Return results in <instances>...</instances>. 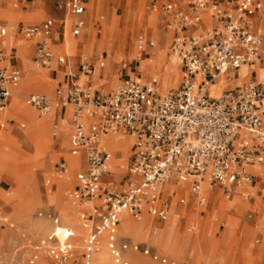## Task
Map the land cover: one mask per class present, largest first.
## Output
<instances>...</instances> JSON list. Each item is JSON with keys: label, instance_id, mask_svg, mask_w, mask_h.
<instances>
[{"label": "built area", "instance_id": "1", "mask_svg": "<svg viewBox=\"0 0 264 264\" xmlns=\"http://www.w3.org/2000/svg\"><path fill=\"white\" fill-rule=\"evenodd\" d=\"M184 1L183 6L171 0L150 6L152 11H158L163 29L171 33L168 55L177 60L181 74L175 89L160 96L154 79L141 83L125 78L106 92L87 84H69L56 88L52 99L37 94L26 98L39 115L51 109H70L72 135L68 152L74 157L83 155L84 170L76 175V185L68 197L90 204L88 213L79 215L81 222L91 225L86 250L95 252L99 235L105 234L114 264H127L122 259L126 245H115L114 228L120 214L127 213L138 220L145 212L164 221L166 212L158 203L157 191L170 178L192 176L189 191L199 207L206 202L205 196L199 194L202 181L209 187L221 188L224 199L230 198L233 189L258 181L257 196L264 201V0ZM83 2H55L75 18L70 29L74 37L84 28L79 18L84 11ZM204 15L209 24L201 31L193 30L203 24ZM17 32L26 39L37 40L32 58L35 65L49 68L53 63L64 62L50 49V43L58 36L52 20L21 26ZM5 33L6 29L0 26V38ZM153 46L147 42L148 48ZM259 63L263 66L260 79L245 81L236 91L206 97L207 86L227 69ZM78 71L89 72L85 57L81 58ZM196 76L199 87L193 84ZM20 77V72L9 67L7 57L0 53V113L7 106L10 88L19 83ZM110 134L131 140L127 161L117 165L118 171L126 174L123 181H103L111 176L112 155L104 143ZM253 165L261 167V172L249 171ZM58 168L61 174L66 173L63 163ZM38 216L57 223L50 213ZM192 229L193 226L189 228ZM70 236L68 232L55 245H51L56 241L54 235L46 238V251L53 264H75L66 243ZM130 249L152 262L175 264L146 248L134 245ZM34 259L24 264H33Z\"/></svg>", "mask_w": 264, "mask_h": 264}, {"label": "rangeland", "instance_id": "2", "mask_svg": "<svg viewBox=\"0 0 264 264\" xmlns=\"http://www.w3.org/2000/svg\"><path fill=\"white\" fill-rule=\"evenodd\" d=\"M56 1L33 0L32 4L26 5L21 0H0V26L7 30L0 46L17 49V63L22 71L21 81L13 90L16 95H11L3 113L5 124L0 129V217L4 219L0 223V264H24L32 257H35L33 264L54 263L46 251V238L52 235L53 225L38 216L44 213L54 214L59 222L60 234L51 245L61 243L68 232L72 235L67 243L74 248H71V259L75 264H114L107 249L100 255L103 245L106 247L104 237L95 252L86 250L90 227L81 222L78 215L89 205L68 197L73 186V171H76L75 157L66 154L68 129L66 143L61 135V147L52 138L59 134L60 123L58 120L57 125L52 126L53 110L39 115L23 103V96L34 91L52 94L56 83L50 90L46 72L54 67L45 68L30 63L31 50L27 51V60L24 55L27 43L20 39V35L14 36V29L53 17ZM153 3L154 0H89L85 30L75 40L65 37L62 44L67 54L74 50V74L78 71V62L85 57L92 74L89 78L91 88L108 91L125 78H136L146 83L155 79L160 96L175 88L181 76L177 60L173 64L175 75L159 76L157 72L159 62L155 53L165 52L167 57L170 56L157 44L162 28L158 11L150 8ZM23 6L25 8L21 9ZM124 39L129 45L120 51L118 46ZM145 40L155 44L147 59L142 58ZM4 52L6 55L8 50ZM245 70L241 69L239 78L227 85L238 83ZM215 85L214 96L226 87L224 82ZM20 125L23 127L20 128ZM111 140L130 143V138L122 135H114L109 138ZM111 148L113 154L122 156H116L121 158L120 161L113 156V164H125L129 146ZM61 160L73 169L69 181L62 178L59 172ZM187 187L183 192L172 191L171 194H165L161 189L164 195L161 201H165L167 208L164 221L147 215L138 220L130 217L125 224L119 221L115 245L118 248L126 245V250L122 252L123 261L127 264H158L130 249L136 245L175 264H264V226L251 222L264 206L255 191L248 192L247 207L245 194L248 188L245 187L235 190L241 194L234 193L229 200L221 198L220 193H212V201L219 195L217 201H208L205 208H200L188 199ZM180 199H183L182 204L178 203ZM199 211L202 212L200 217ZM191 226L193 229L190 231ZM40 242H44L43 246H39ZM40 256L43 258L38 261Z\"/></svg>", "mask_w": 264, "mask_h": 264}, {"label": "crops", "instance_id": "3", "mask_svg": "<svg viewBox=\"0 0 264 264\" xmlns=\"http://www.w3.org/2000/svg\"><path fill=\"white\" fill-rule=\"evenodd\" d=\"M32 1L33 0H28V1H23L21 0V3L23 4H32ZM155 3H160L161 0H154ZM171 2H173L174 4H176L177 6H183L185 1L184 0H171ZM1 3V2H0ZM89 4V0H84L83 2V6H84V11H83V14L79 17L83 22H84V28L86 26V21H87V18H88V15H87V6ZM25 5V6H26ZM87 5V6H86ZM25 7L23 6L21 9H24ZM46 19H50L52 20L55 28L57 29L58 31V36L55 38L54 41H52L50 43V49L53 53L54 56H62L64 58V62L62 64H56V63H53L51 66H53L54 68L52 69H48L46 74L48 76V78L50 79V82L48 83V85L50 86V90H51V87H52V84L56 83V86L54 88V90L56 88H59V87H65L69 84H76L78 85V80H79V77L80 75H82L83 77H85V80L83 81L82 85L84 84H87L89 85L90 84V80L89 78L91 77V72L89 70V72L87 74H80L79 71L76 72V74H74V57H75V54H74V50L72 52H70L69 54H67V52L62 48V44L64 42V39L65 37L67 38H71L72 40H75V37L71 35V32H70V29H71V22L75 19L74 17L70 16L69 14H67V12L65 11V8H63L62 6H56L55 7V14L53 17H48V18H44L43 20H41L39 23L37 24H31V25H38L40 24L41 22H43L44 20ZM161 20V18H160ZM207 24H209V18L204 15L203 16V24H200L198 25L196 28H193V30L195 29V31H201L203 30ZM31 25H27V26H31ZM5 28V27H4ZM19 28V27H18ZM18 28H15L14 29V36H19L20 34L17 32V29ZM83 28V30L81 31V33L85 30ZM161 30L160 32L158 33V41H157V44L164 49V51H167V55H168V46H169V43H170V38H171V33L169 31H166L163 29L162 27V21H161ZM6 29V28H5ZM192 30V29H191ZM80 33V34H81ZM7 34V30H6V33L4 35V37L6 36ZM79 34V35H80ZM21 36V37H20ZM20 39L23 40L25 43H27L26 45V48H25V58H26V55H27V51L28 49L31 50V56H30V60H27L34 64L33 63V52H34V49H35V45H36V42L37 40L36 39H26L24 38L22 35H20ZM4 37L0 38V40H3ZM166 37V40L167 42L165 41V38ZM147 42H152L150 40H145V44H144V49H143V55H142V58L143 59H147L150 57V54H151V51L153 50L154 46L152 48H148L147 47ZM166 42V44H164ZM139 43V42H138ZM77 44L76 43V50H77ZM154 45V44H153ZM52 47H55V49H53ZM5 50H8V53L5 55L4 51ZM0 53L4 54L6 57H7V65L9 67H12V68H16L19 72H20V75L22 77V71L20 69V66L17 62H19L18 60V57H17V49L14 47V46H10L9 48H4L2 46H0ZM80 62H78L77 64V67L79 65ZM246 67V70H245V73L244 75L241 77L240 81L232 86H228L227 83H233V81L237 80L239 78V72L241 69L237 68V69H227L223 74H221L220 76H223L220 80L216 81V82H211L209 85L212 84V88H211V92H210V96L208 94V92L205 90V95L206 97H209V98H214V85L221 82L223 80L224 83H226V87L224 89H222L218 95L222 92H226V91H236L238 90V88L242 85V83H244L245 81H248V80H257V75H258V71H261V76H262V70H263V66L261 63L259 64H255V65H249V66H245ZM179 69V68H178ZM242 69H245V68H242ZM78 70V69H77ZM180 71V70H179ZM33 72V71H32ZM35 72V71H34ZM20 77V79H21ZM99 77V75L97 76V78ZM129 79H133V80H137L136 78H129ZM43 81V80H42ZM138 81V80H137ZM44 82V81H43ZM120 82V81H119ZM44 85H45V82H44ZM208 85V86H209ZM95 86H101V85H95ZM196 87H199L200 86V82L197 81ZM207 86V87H208ZM228 86V87H227ZM15 87V86H14ZM14 87L10 88L9 92H10V96H9V99H8V103L7 105H9V100L11 98V95L13 96L14 94L16 95V91L12 92V90L14 89ZM110 87V86H109ZM177 87V86H176ZM175 87V88H176ZM175 88H171L169 90H167L166 92L170 91V90H173ZM32 90V89H31ZM54 90H53V93L51 94L50 92V95H47L45 93H41V92H31L29 94H27L26 96H23V103L29 107V105L27 104L26 102V98L27 96L31 95V94H37V95H41L47 99H52L53 98V95H54ZM29 91V90H28ZM26 93V92H25ZM216 95V96H218ZM21 96V97H22ZM17 101H20V100H17ZM21 102V101H20ZM7 107V106H6ZM30 108V107H29ZM6 109V108H5ZM5 111V110H4ZM3 112L0 113V123H2V127H0V129L3 128L4 124H5V118L3 116ZM53 115H52V120H51V123H52V126H56L57 125V122L58 120H60V123H59V134H57V137L55 136H52V138L54 137L53 141H58L59 142V145L61 146L60 142H63L62 139H61V135H62V132H61V127L63 125H66L68 131H69V137H68V146L66 147V154L69 155V144H70V139H71V135H72V128H71V124H70V109L69 108H63V109H53ZM47 124L49 125V120L46 121ZM22 125H20V128ZM48 127V126H47ZM70 128V130H69ZM110 137H114V136H110ZM109 137V138H110ZM61 140V141H60ZM104 143H105V140H104ZM106 145V144H105ZM62 147V146H61ZM107 147V146H106ZM108 149V148H107ZM130 150H131V140H130V143H129V148H128V155L126 157V161H127V158L130 154ZM113 152V150H112ZM117 155L121 156L119 153H115L113 154V156H115V158L117 160L120 161V157H116ZM70 156V155H69ZM74 156H71V158H73ZM122 157V156H121ZM77 158V161H78V169L74 172L73 169L68 165L66 164V161L65 160H61V163H63L66 167L69 166V170H70V174L71 172L73 171V186L71 188V190L75 187L76 185V175L83 171L84 170V160H83V155L80 154L79 156H76ZM69 159V158H68ZM67 159V160H68ZM120 164L117 163V164H114L112 165L111 163V166H112V170H110V174L111 176L109 177H105L103 178V181L104 180H108V179H112L114 181H123V179L126 177V174L123 173V172H120L118 171L117 169V165ZM68 165V166H67ZM248 170H249V167H248ZM250 171V170H249ZM183 177V176H182ZM185 177H188L189 178V181L187 183V188H188V199L191 200L192 202H194L196 204V199L195 197L190 193V186L192 185V182H193V177L192 176H185ZM180 178V177H179ZM179 178H170L169 180H167L166 182H164L163 184L165 183H177L180 179ZM179 179V180H178ZM162 184V185H163ZM258 184L259 182L256 181V182H253L250 186H247L248 187V190H247V194L250 190H254L255 192V195L257 196V187H258ZM161 185V186H162ZM170 185V184H166L165 186H163V191L165 192V194H171V192L173 191L174 192V188H170V189H164L165 187L167 188V186ZM214 188H217V187H214ZM219 191H220V197L222 198L223 197V194H222V190L221 188H217ZM238 188H235L233 189V191L231 192L230 194V198H232V196L236 195L237 192H235V190H237ZM218 190H214L212 193H217L219 194ZM172 192V193H173ZM242 192V191H240ZM212 193L209 195V199L208 197L205 196L206 198V202H205V205L200 207V208H205L206 204L208 201H211L212 203L213 202H216L217 199L215 201H212L211 199V195ZM157 194H158V203L159 205L161 206L162 209L165 210V212L167 211V208L165 206V201H161V198L163 195V192L161 191V187L158 189L157 191ZM241 193H237V195H240ZM246 194V196H247ZM246 196H245V204H246V207H247V200H246ZM258 197V196H257ZM259 198V197H258ZM229 199H226V200H229ZM260 199V198H259ZM77 201V200H76ZM262 201V200H260ZM78 202V201H77ZM264 203V201H262ZM79 203V202H78ZM179 204H182L183 203V199H180L178 201ZM197 205V204H196ZM199 207V206H198ZM89 211V206L86 208V210H80L79 213H88ZM200 214H202L201 211L198 212V216L200 217ZM54 215V214H53ZM143 215H147V216H150L148 215L147 213L143 212L141 216ZM253 215V214H252ZM55 216V215H54ZM79 216V215H78ZM152 217V216H151ZM248 219H250V216L248 217ZM251 222L253 224L257 223L259 227H263L264 226V206H262L261 208V211L260 213H257L254 215L253 219L251 220ZM88 226L90 227V230H91V225L89 223H87ZM118 225V224H117ZM116 225V226H117ZM116 228V227H115ZM115 228H114V237H115V241H116V234H115ZM90 232V231H89ZM87 236V235H86ZM68 238H72V235ZM68 238H66V243L68 241ZM104 238H105V241H106V235L104 234ZM69 244V243H67ZM163 257V256H162ZM168 260V259H167ZM171 261V260H169ZM44 262V261H43Z\"/></svg>", "mask_w": 264, "mask_h": 264}, {"label": "bare ground", "instance_id": "4", "mask_svg": "<svg viewBox=\"0 0 264 264\" xmlns=\"http://www.w3.org/2000/svg\"><path fill=\"white\" fill-rule=\"evenodd\" d=\"M90 8H92V5H91V7ZM85 29V28H84ZM158 37V36H157ZM166 38V37H165ZM129 42H126V40L124 39V41H123V43L121 44V45H119L118 47L120 48V51L122 50V49H124V48H126L129 44H128ZM153 43V42H152ZM154 44V43H153ZM154 47H155V44H154ZM155 58L157 59V61L159 62V64H158V67H157V72H158V74H159V76H161V75H170V74H174L175 75V73H174V69H173V64L176 62V59L173 57V56H170V57H167L166 56V54H165V52H157V53H155ZM242 68H246L245 66H242V67H240L239 69H242ZM223 76H217L216 77V79H215V81L214 82H216V81H218V80H220L221 78H222ZM261 78V71H258V75H257V79H260ZM155 80V79H154ZM20 81H21V79H20ZM82 81H83V76H81V77H79V80H78V85H82ZM139 81V80H138ZM197 81H198V76H196L195 77V79H194V81H193V84H194V86L196 85V83H197ZM139 82H141V81H139ZM156 82V81H155ZM221 82H223V81H221ZM221 82H219V83H221ZM20 83V82H19ZM19 83L14 87V89L19 85ZM141 83H145V82H141ZM211 88H212V84L211 85H209L207 88H206V91L208 92V94H209V96H210V92H211ZM216 88V85H214V89ZM13 89V90H14ZM94 89H98V88H94ZM13 90H12V92H13ZM107 90L105 89V90H102V92H106ZM158 93V92H157ZM211 97V96H210ZM215 97H217V96H215ZM7 108V107H6ZM51 110H53V109H51ZM50 110V111H51ZM49 111V112H50ZM22 127V126H21ZM54 128H56V127H54ZM61 132H62V134H63V139H64V141H65V143L67 142V127H66V125H63L62 127H61ZM56 135V137H57V134H55ZM114 135H119V134H110V135H108V136H106L105 137V144H106V146H107V148H108V150H109V152L111 153V155H112V159H113V152H112V148L111 147H113V148H116V149H123V148H127L128 146H129V144H123L122 142H120V141H118V140H111V141H109V137L110 136H114ZM74 159V163H75V167H76V170L78 169V161H77V158L75 157V158H73ZM111 163H112V165H114L113 164V161L111 160ZM68 166V165H67ZM113 168H112V166H110V170H112ZM249 170L251 171V172H253V173H256V172H261V170H262V168L261 167H259V166H257V165H253V166H251V167H249ZM69 176H70V170H69V166L67 167V170H66V173L65 174H61V177L62 178H64L66 181L68 180L69 181ZM180 178H182L181 180H179L177 183H174V184H170L169 186H167V187H169V189L170 188H174V192H183L184 191V189H185V186L187 185V182L189 181V178L188 177H185V176H183V177H180ZM188 180V181H187ZM65 183V182H64ZM166 184V183H165ZM165 184H163L162 186H161V189L163 188V186L165 185ZM246 188H248L247 186H245ZM245 187H243V188H245ZM166 188V187H165ZM243 188H239V189H243ZM214 190H218L217 188H213V187H209L208 185H207V182H205V181H202L201 183H200V191H199V194H203V195H206V197H208V199H209V195L214 191ZM218 192L220 193V191L218 190ZM247 194V193H246ZM246 194H245V196H246ZM233 197V196H232ZM85 204H87V205H90L89 203H85ZM166 216H167V212H166ZM165 219H166V217H165ZM129 220H130V216L127 214V213H122V214H120V216H119V221H121V224H125V223H128L129 222ZM58 224H59V222L57 221V223L56 224H52L53 225V227H52V231H51V234L52 235H54L56 238L59 236V234H60V229H59V226H58ZM119 224V223H118ZM118 226V225H117ZM117 226H116V228H117ZM116 228H115V232H116ZM104 237V234H101V235H99V238H98V246H99V244H100V241H101V239ZM85 241V240H84ZM43 244H44V242H40L39 243V246H43ZM70 245V248H72V249H74L73 248V246L71 245V244H69ZM98 246H97V248H96V250L98 249ZM36 249L38 248V247H35ZM40 249V248H39ZM105 249H107L104 245H103V247L101 248V253H100V255H102V254H104V252L103 251H105ZM43 257H39L38 258V261L40 260V259H42ZM38 261H37V263H38ZM114 263V262H113ZM104 264H108V263H104Z\"/></svg>", "mask_w": 264, "mask_h": 264}]
</instances>
